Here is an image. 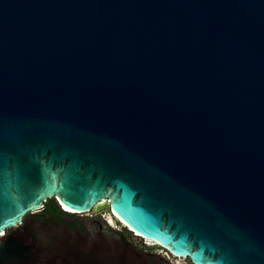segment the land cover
I'll return each mask as SVG.
<instances>
[{
    "label": "water",
    "instance_id": "1",
    "mask_svg": "<svg viewBox=\"0 0 264 264\" xmlns=\"http://www.w3.org/2000/svg\"><path fill=\"white\" fill-rule=\"evenodd\" d=\"M50 198L193 264H264V0H0V232ZM69 234L0 236V264L132 249Z\"/></svg>",
    "mask_w": 264,
    "mask_h": 264
},
{
    "label": "flooded vegetation",
    "instance_id": "2",
    "mask_svg": "<svg viewBox=\"0 0 264 264\" xmlns=\"http://www.w3.org/2000/svg\"><path fill=\"white\" fill-rule=\"evenodd\" d=\"M123 226L128 227L124 223ZM131 230V229H130ZM133 231V230H132ZM71 232H78L87 242L84 244L87 250L93 246H123L121 238L132 248L130 251L119 250L118 258L110 259V264H193L189 258L181 259L173 255L167 249L150 244L147 239L136 234V237L125 231L117 223H111L101 212L89 210L81 213H54L51 214L42 208L37 213L25 216L17 226L7 228L2 238L24 237L25 234H40L42 239H46L44 245L49 247L53 244H62L71 236ZM30 236V235H29ZM23 245H31L29 238L22 239ZM86 250V251H87ZM115 252V251H114ZM33 250L19 252V257L13 259L9 264H35ZM129 255V256H128ZM51 257L40 258V263L44 264H67L66 258L62 254ZM98 262L102 260L98 258Z\"/></svg>",
    "mask_w": 264,
    "mask_h": 264
},
{
    "label": "trees",
    "instance_id": "3",
    "mask_svg": "<svg viewBox=\"0 0 264 264\" xmlns=\"http://www.w3.org/2000/svg\"><path fill=\"white\" fill-rule=\"evenodd\" d=\"M60 204L57 203L56 199L55 198H50L48 199L45 203H44V206L43 208L51 213V214H54V213H65L59 206Z\"/></svg>",
    "mask_w": 264,
    "mask_h": 264
},
{
    "label": "rangeland",
    "instance_id": "4",
    "mask_svg": "<svg viewBox=\"0 0 264 264\" xmlns=\"http://www.w3.org/2000/svg\"><path fill=\"white\" fill-rule=\"evenodd\" d=\"M57 201V200H56ZM57 203H58V201H57ZM59 204V203H58ZM59 206H61V205H59ZM81 213V212H80ZM103 213L105 214V216L107 217V219H108V221H111V223H117L120 227H123V229L125 230V231H127L128 233H130L132 236H134V237H136V234L133 232V231H131L130 230V228L129 227H126V226H123L122 224H121V222L119 223L117 220H116V218H115V214H114V212L113 213H111V214H108L106 211H103ZM117 217V216H116ZM118 218V217H117ZM115 221H113V220ZM179 258H181V259H184V257H178V259Z\"/></svg>",
    "mask_w": 264,
    "mask_h": 264
},
{
    "label": "bare ground",
    "instance_id": "5",
    "mask_svg": "<svg viewBox=\"0 0 264 264\" xmlns=\"http://www.w3.org/2000/svg\"><path fill=\"white\" fill-rule=\"evenodd\" d=\"M60 205H61V207H62V209L64 210V211H67V212H79V211H76V210H74V209H71V208H68V207H66V206H64V205H62L61 203H59ZM116 216H115V218L118 220V221H120L121 223H124L125 225H127L116 213H114ZM132 230V229H131ZM135 232V231H134ZM137 235H140L139 233H137V232H135Z\"/></svg>",
    "mask_w": 264,
    "mask_h": 264
},
{
    "label": "built area",
    "instance_id": "6",
    "mask_svg": "<svg viewBox=\"0 0 264 264\" xmlns=\"http://www.w3.org/2000/svg\"><path fill=\"white\" fill-rule=\"evenodd\" d=\"M60 208H61V206H60ZM62 209V208H61ZM72 213H80V212H72ZM117 220V219H116ZM144 238V237H143ZM145 239V238H144ZM147 242H149L150 244H154V242L153 241H151V240H148L147 239Z\"/></svg>",
    "mask_w": 264,
    "mask_h": 264
},
{
    "label": "snow or ice",
    "instance_id": "7",
    "mask_svg": "<svg viewBox=\"0 0 264 264\" xmlns=\"http://www.w3.org/2000/svg\"><path fill=\"white\" fill-rule=\"evenodd\" d=\"M0 235H3V233H2V232H0Z\"/></svg>",
    "mask_w": 264,
    "mask_h": 264
},
{
    "label": "clouds",
    "instance_id": "8",
    "mask_svg": "<svg viewBox=\"0 0 264 264\" xmlns=\"http://www.w3.org/2000/svg\"><path fill=\"white\" fill-rule=\"evenodd\" d=\"M4 235V234H3ZM3 235H0V236H3Z\"/></svg>",
    "mask_w": 264,
    "mask_h": 264
}]
</instances>
